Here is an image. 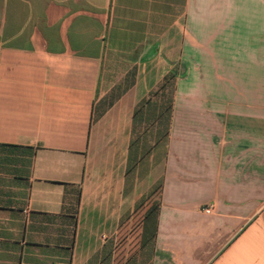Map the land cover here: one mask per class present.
Instances as JSON below:
<instances>
[{
	"label": "crops",
	"instance_id": "obj_1",
	"mask_svg": "<svg viewBox=\"0 0 264 264\" xmlns=\"http://www.w3.org/2000/svg\"><path fill=\"white\" fill-rule=\"evenodd\" d=\"M0 264H264V0H0Z\"/></svg>",
	"mask_w": 264,
	"mask_h": 264
},
{
	"label": "rangeland",
	"instance_id": "obj_2",
	"mask_svg": "<svg viewBox=\"0 0 264 264\" xmlns=\"http://www.w3.org/2000/svg\"><path fill=\"white\" fill-rule=\"evenodd\" d=\"M171 92H172V85H170V88H168L166 90V92H163L162 94L158 93L159 95L155 96L154 101H157V103L160 107V110H161V111H158L157 114L161 115L164 113V116L160 121L159 120L156 121L157 124L154 121L152 124V121L147 120L145 128L148 131V133L144 139L145 140L144 144L146 145V148H149V146H153L155 143V140L156 141H160L161 139L165 140L164 135H165V132L167 129L168 116H169L168 109L170 107L171 97L173 96L172 95L173 92H172V94H171ZM149 111H148V115H149ZM161 117H162V115H161ZM140 133H143L142 129L138 132L137 135H139ZM140 135H142V134H140Z\"/></svg>",
	"mask_w": 264,
	"mask_h": 264
},
{
	"label": "trees",
	"instance_id": "obj_3",
	"mask_svg": "<svg viewBox=\"0 0 264 264\" xmlns=\"http://www.w3.org/2000/svg\"><path fill=\"white\" fill-rule=\"evenodd\" d=\"M175 79V76L173 75V74H171L170 75V77H168V78H166L165 79V81H164V83L162 84V85H160V87H158V89L155 91V92H153L152 93V95H150V102H151V100L154 98L155 99V96H158L159 94H162L163 92H166V90L168 89V88H170V85H172L173 86V80ZM172 92H173V87H172ZM172 92H171V94H172ZM159 93V94H158ZM173 95V94H172ZM148 101V102H149ZM154 101V100H153ZM171 101H172V97H171ZM154 103V105H153V107H151V108H148V110H147V116H148V120L149 121H152V124H153V121L155 120V121H157V120H161L162 118H163V116H164V113L163 114H161L162 115V117H161V115H158L157 113H158V109H156V106L155 105H158V103H157V101H154L153 102ZM145 104H147V102H145L144 103V105H142V108L145 106ZM158 107V106H157ZM171 107V106H170ZM170 107H169V109H168V113H169V110H170ZM150 110V111H149ZM148 111H149V115H148ZM161 111V110H160ZM169 115H170V113H169ZM158 116V117H157ZM160 116V117H159ZM152 119V120H151ZM154 121V122H155ZM168 131H169V116H168V124H167V129H166V132H165V135H164V138L165 139H167V137H168Z\"/></svg>",
	"mask_w": 264,
	"mask_h": 264
},
{
	"label": "built area",
	"instance_id": "obj_4",
	"mask_svg": "<svg viewBox=\"0 0 264 264\" xmlns=\"http://www.w3.org/2000/svg\"><path fill=\"white\" fill-rule=\"evenodd\" d=\"M214 211H215V205H211V206L207 207L206 209H204V213L207 215L214 214Z\"/></svg>",
	"mask_w": 264,
	"mask_h": 264
}]
</instances>
